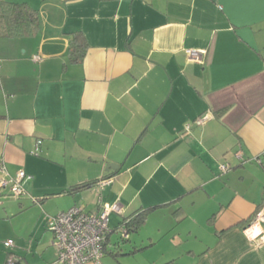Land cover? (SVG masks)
I'll return each instance as SVG.
<instances>
[{
  "label": "crops",
  "instance_id": "1",
  "mask_svg": "<svg viewBox=\"0 0 264 264\" xmlns=\"http://www.w3.org/2000/svg\"><path fill=\"white\" fill-rule=\"evenodd\" d=\"M1 1L37 22L0 36V180L30 176L0 190V220L119 203L112 228L157 205L124 251L142 249L114 256L111 233L100 264H264L245 231L264 204V0ZM30 234L0 264L54 262L53 234Z\"/></svg>",
  "mask_w": 264,
  "mask_h": 264
},
{
  "label": "built area",
  "instance_id": "2",
  "mask_svg": "<svg viewBox=\"0 0 264 264\" xmlns=\"http://www.w3.org/2000/svg\"><path fill=\"white\" fill-rule=\"evenodd\" d=\"M191 54L196 55L194 52ZM33 59L38 60L39 55H34ZM202 121V118L195 120L197 124H201ZM185 128L188 129L189 125L187 124ZM40 144L41 140H38L35 152L38 151ZM235 155L240 157L241 150L236 151ZM29 177L23 170H20L16 177L0 180V190L7 188L9 195L17 199L25 194L22 179ZM110 183L111 178H102L97 181L100 190ZM120 210L119 203H103L97 212H88L83 207L74 205L65 211L49 216L46 222L47 228L53 234V244L57 250V259L51 264H87L89 262L100 264L104 256V244H106L107 235L110 231L109 216L112 212L119 213ZM253 225L264 226V204L255 214L252 223L245 229L254 243L261 244L264 242L263 231L253 236L249 232ZM122 236H128L125 230H123ZM11 245V240L4 242L6 248ZM12 263V259L9 258L7 264Z\"/></svg>",
  "mask_w": 264,
  "mask_h": 264
},
{
  "label": "trees",
  "instance_id": "3",
  "mask_svg": "<svg viewBox=\"0 0 264 264\" xmlns=\"http://www.w3.org/2000/svg\"><path fill=\"white\" fill-rule=\"evenodd\" d=\"M36 11L26 7L24 5L7 3L0 0V36H13L18 33L30 32L35 28L36 24ZM85 41L82 39L81 34L74 36L70 45L71 61H80L85 51ZM109 178V177H104ZM97 184V183H96ZM78 186L77 188L83 187ZM157 205L148 206L143 209H137L129 214H124L122 220L115 227H110V231L107 235L108 242L104 244V253L108 250L109 244L108 236L111 233H116L119 239H115L112 242V249H109L114 256L120 254H133L134 252L142 249V246L133 245L130 246L128 251L125 250V245L131 242V233L138 232L143 226L146 216L156 208ZM116 213V212H112ZM125 230L128 234L127 237L122 236V232ZM163 264H173V261H167Z\"/></svg>",
  "mask_w": 264,
  "mask_h": 264
},
{
  "label": "rangeland",
  "instance_id": "4",
  "mask_svg": "<svg viewBox=\"0 0 264 264\" xmlns=\"http://www.w3.org/2000/svg\"><path fill=\"white\" fill-rule=\"evenodd\" d=\"M94 204L95 203L88 205L86 207V209L87 210L91 209V207H93ZM114 214H116V213H111L110 218L113 221H116V219H115L116 217L113 218L115 216ZM51 215L52 214H45L44 217L48 218ZM36 216H37L36 210H34L33 208H30V209H25V210L15 214L14 216H11L9 218V220H5V221L0 220V253H5V251L3 250L4 242L9 240V239L12 241V245L10 247H7V248L4 247V248L7 249L8 251H13V250L17 251V248L19 246H21L20 243H22V240L23 239L28 240L29 236L34 234V233L30 234L34 230H35V232H37L38 236H40L41 231H44L47 234L52 233L47 228V223H46L47 219H46V221L43 220V222H42L43 224H39V220H36ZM37 224H38V226H37ZM27 231H28V233H27ZM23 232H24V234H22ZM131 237H132V235H131ZM111 238L112 239H119L116 233H112ZM32 239H29V240L32 241ZM119 241L121 242L120 239H119ZM29 245H30V243H29V241H27L25 244V251H21L22 254H27L28 256H30L32 254V252H34V251H31V252L27 251L26 252V250L29 249L28 248ZM38 250L40 251L41 249H38ZM55 259H57V256L55 257Z\"/></svg>",
  "mask_w": 264,
  "mask_h": 264
},
{
  "label": "water",
  "instance_id": "5",
  "mask_svg": "<svg viewBox=\"0 0 264 264\" xmlns=\"http://www.w3.org/2000/svg\"><path fill=\"white\" fill-rule=\"evenodd\" d=\"M42 131V130H41Z\"/></svg>",
  "mask_w": 264,
  "mask_h": 264
}]
</instances>
